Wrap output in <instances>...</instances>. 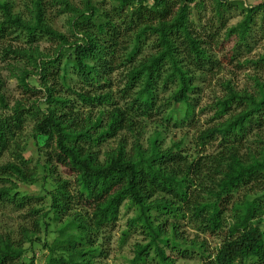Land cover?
Wrapping results in <instances>:
<instances>
[{
    "label": "trees",
    "instance_id": "trees-1",
    "mask_svg": "<svg viewBox=\"0 0 264 264\" xmlns=\"http://www.w3.org/2000/svg\"><path fill=\"white\" fill-rule=\"evenodd\" d=\"M110 1L104 7L87 0L79 10L69 0L55 1L62 13L71 14L72 25L81 36L69 45L42 19L43 0L33 2V23L21 28L20 34L28 42L45 36L63 45H58L53 58L38 59L40 62L34 58L45 94L43 112L34 107L36 111L30 110L34 112L33 146L38 163L30 170L29 160L15 153L19 163L2 167L24 182L35 183L42 177V193L15 196L9 189L0 190V205L30 208L29 213L36 216L40 210L33 209L32 202L45 201L46 212L32 228L45 235L35 240L33 232L22 229L25 248L0 236V264H33L38 248L47 251L44 264H95L100 254L99 234L119 219L123 207L135 212L129 221L131 228L140 229L148 238L131 264L148 260L174 264L170 253L176 252L184 260L190 258L192 249L200 253L202 246L182 244L176 224L170 223L169 218L183 219L185 214L199 231L223 236L214 257L207 258L209 264H264V84L255 83V95L225 87L226 95L213 106L206 129L191 143L194 155H188L184 147L187 140L164 147L168 124L193 120L192 96L199 75L217 66L193 16L199 14L203 2ZM211 1L223 24L227 0ZM262 8L259 4L247 9L229 35L246 42L253 14ZM0 13V34H10L8 29L22 24L7 3H0ZM208 37L213 42L214 35ZM147 44L153 54L138 61ZM121 66L126 68L120 90L124 107L113 98L110 84ZM21 85L28 90L26 79ZM166 89L170 94L159 103L158 95ZM0 104L8 110L0 113L1 156L14 145L30 111L19 104L8 109L3 96ZM156 117L160 122L151 133L147 122ZM122 132L132 139L130 149L125 138L115 148L102 151ZM197 150L206 154H196ZM57 168L67 180H61ZM203 182L208 191L201 188ZM227 212L232 224L224 232Z\"/></svg>",
    "mask_w": 264,
    "mask_h": 264
},
{
    "label": "rangeland",
    "instance_id": "rangeland-1",
    "mask_svg": "<svg viewBox=\"0 0 264 264\" xmlns=\"http://www.w3.org/2000/svg\"><path fill=\"white\" fill-rule=\"evenodd\" d=\"M35 0H0V3H7L10 7L11 14L19 17L22 21L20 26L10 28L7 31L10 33L0 34V96H3L5 105L8 109H12L16 104H19L24 110H34L39 108L43 112L45 108V94L40 85L39 76L35 67L34 58L37 62L41 59L47 60L55 57L58 45H63L60 41L38 38L28 42L23 38L21 28L23 25L33 23L35 18ZM44 14L42 19L46 25L54 32L62 35L67 44L78 42L81 36L77 33V28H74L71 20V14L62 13V6L55 1L59 0H43ZM87 0H69L74 4L75 8L82 9L83 4ZM94 6L106 7L110 4V0H90ZM202 1L203 4L198 9L196 16V29L202 35L204 42H209L206 47L210 57L216 61L217 66L211 72H206L199 75V79L195 86L194 98V117L193 120L186 124L173 125V122L168 124L165 131L163 141L164 147H170L173 142L179 140H187L185 148L188 155L193 154L194 150L191 143L198 134L205 130L210 118L213 115L212 108L216 101L226 95L225 87L229 85L236 92L241 94L256 93V82L264 84V62L260 61L264 57V0H227L222 11L223 18L219 23V18L216 16L214 3L211 0H196ZM259 4H263L262 9H258L253 14V22L250 25L249 35L246 42L240 43L236 35H229V31L241 22L246 16V10L254 8ZM223 10V9H222ZM193 16L191 17L193 19ZM3 18L0 13V23ZM195 27V26H194ZM16 31V33H14ZM22 35V36H21ZM214 35L213 42L208 36ZM17 36V38H16ZM125 46V45H124ZM123 46V47H124ZM67 47V45H65ZM123 49V48H122ZM120 49V54L123 56L124 50ZM19 51V52H15ZM153 54V49L150 44H147L139 54L138 61L143 57ZM40 59V60H38ZM123 58H119L116 65L122 62ZM126 68L121 66L114 71L110 78L111 94L119 106L124 107V102L121 100L120 90L124 87ZM26 79L28 90L21 85V80ZM108 89H106L107 91ZM105 92V91H104ZM170 90L166 89L159 93V103H164L168 98ZM34 107V108H32ZM0 104V113H7ZM36 113V112H35ZM34 112L26 114V123L22 132L15 138L14 145L11 149L0 156V190H11L15 196H36L42 193L41 185L42 177L38 176L37 181H23L18 175L11 174L9 170L2 169L8 163H19L16 159V154H21L25 159H28V169L35 168L38 163L37 149L33 141V129L35 126L34 117L31 116ZM159 117L153 118L147 122L146 129L153 132V128L160 121ZM141 139V144H144V139ZM264 139V130L261 133ZM128 142L127 148H131L132 139L126 132L120 133L117 138L111 139L102 147V151L115 148L118 142L125 139ZM254 136L250 139L252 141ZM190 143V144H189ZM16 153V154H15ZM206 154L203 150H197L196 154L201 156ZM24 170L23 167H21ZM57 174L61 180H67V176L59 168ZM189 177L193 178V174ZM198 183V182H196ZM203 191H208L205 188L204 182L201 183ZM198 188V186L196 187ZM203 198L205 195H201ZM33 209L40 210L36 216L29 213L30 208L19 209L16 206L0 205V236L7 238L10 241L22 243L24 248L27 244L24 243L21 236L22 229H28L33 232L34 238L37 239L40 234L33 228V223L41 219V215L46 212L47 203L41 200L32 202ZM135 212L131 209L123 207L120 212L119 219L112 225L105 227L99 234L100 254L95 259V264H131L136 250L142 246H146L148 238L138 228H131L129 221L134 216ZM170 223H175L178 230V239L184 245L195 243L196 246H202V251L199 253L192 249V254L189 259H180L178 253H170L174 264H209L207 259L209 256L214 257L218 247L221 245L223 236H211L197 229L196 224L189 220L187 214L185 218L172 219ZM232 224V218L229 212L224 216V232ZM125 233V234H124ZM45 235L44 232L40 236ZM47 251L39 248L33 253V264H44V259ZM153 254V252H150ZM203 255V257L200 256ZM29 254L28 257H33ZM211 261V260H210ZM146 264H157L156 261H149ZM250 264V263H249Z\"/></svg>",
    "mask_w": 264,
    "mask_h": 264
}]
</instances>
